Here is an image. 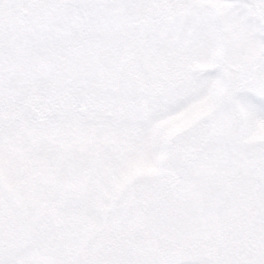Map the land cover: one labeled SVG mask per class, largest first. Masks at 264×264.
<instances>
[{
	"label": "snow or ice",
	"instance_id": "6c2138e0",
	"mask_svg": "<svg viewBox=\"0 0 264 264\" xmlns=\"http://www.w3.org/2000/svg\"><path fill=\"white\" fill-rule=\"evenodd\" d=\"M0 264H264V0H0Z\"/></svg>",
	"mask_w": 264,
	"mask_h": 264
}]
</instances>
